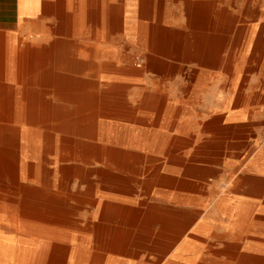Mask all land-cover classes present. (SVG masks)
<instances>
[{
    "label": "bare ground",
    "instance_id": "6f19581e",
    "mask_svg": "<svg viewBox=\"0 0 264 264\" xmlns=\"http://www.w3.org/2000/svg\"><path fill=\"white\" fill-rule=\"evenodd\" d=\"M88 1L73 6L72 39L12 48L7 68L0 73V264H209L213 259L190 237L180 241L182 227L206 205L199 210L168 205L169 196L156 189L157 183L171 180L161 170L164 165L142 167L141 152L161 151L164 133H142L110 120L122 115L117 107L127 84L121 72L104 75L121 56L103 63L108 54L114 58V52L102 57L98 43L88 47L79 39L89 22ZM111 1L116 3L104 0L100 35L105 40L122 34L140 44L148 68L164 71L166 59L200 65L216 61L215 13L209 7L188 2L187 22L180 24L164 17L165 0ZM60 16L65 18L63 12ZM66 31L60 26L55 32ZM34 68L41 71L47 90H19L10 97L2 84L11 79L8 73ZM141 103L167 104L160 89L144 93ZM253 167L264 171V157L258 156ZM138 175L144 178V193L133 198L131 184ZM118 199L128 201L121 206L113 202ZM134 201L139 207H131ZM263 204L230 196L217 202L227 217L225 227L235 233L222 235L228 241L215 253L222 258L217 264H264V243L239 241L249 227L262 223L254 214H264ZM85 207L90 215L79 219ZM121 224L127 228L119 230ZM211 229L206 218L195 230L203 234Z\"/></svg>",
    "mask_w": 264,
    "mask_h": 264
},
{
    "label": "rangeland",
    "instance_id": "374dc122",
    "mask_svg": "<svg viewBox=\"0 0 264 264\" xmlns=\"http://www.w3.org/2000/svg\"><path fill=\"white\" fill-rule=\"evenodd\" d=\"M188 2L195 7H209L215 13L213 33L218 50L213 64L166 59L168 65L164 71L148 68L140 44L130 43L122 34H112L103 40L99 20L103 19L104 0H89L86 4L89 22L79 39L88 47L98 43L102 57L106 55L104 52H114V58L110 54L101 58L103 63L121 56L122 63L117 62L116 67L104 72L106 77L121 72L127 84L117 107L122 115L110 120L131 125L142 133H164L167 139L161 151L141 152L145 161L142 167L164 165L161 170L171 180L157 183L156 189L169 196L168 205L188 210H199L201 204L206 205L191 224L182 227L180 241L190 237L213 259L209 264H217L222 258L217 259L215 253L228 241L222 235L232 237L235 234L225 227L227 217L217 209V202L230 196L264 203V171L253 167L264 147V0H165L161 9L166 20L186 24ZM93 24H97L96 30L92 29ZM59 27L58 21L44 26L43 42L37 47L49 45L54 39H72L70 30L57 34L55 31ZM26 45L31 46L23 42L21 48ZM5 65L7 68V63ZM4 84L8 87L14 83L6 81ZM41 89L47 90L44 86ZM156 89L163 92L167 104H142L144 93ZM165 167L169 169L164 171ZM142 179L138 175L131 184L133 198L144 193ZM77 186L75 183L74 188ZM179 198L182 204H176ZM126 201L113 202L124 206ZM136 206L139 207V203L134 201L131 207ZM86 209L79 213V219L90 215ZM254 215L263 221L249 227L240 238L242 240L239 239L240 243H264V214L255 212ZM206 218L212 229L201 234L195 229ZM126 226L119 225V230H125Z\"/></svg>",
    "mask_w": 264,
    "mask_h": 264
},
{
    "label": "crops",
    "instance_id": "0c3cea01",
    "mask_svg": "<svg viewBox=\"0 0 264 264\" xmlns=\"http://www.w3.org/2000/svg\"><path fill=\"white\" fill-rule=\"evenodd\" d=\"M75 2V0H0V61L3 67L0 73H3L5 64H8L12 48L20 50L23 42H29L33 47L43 42L44 26L53 25L58 21L60 26L66 28L67 33ZM61 12L65 14L64 19L60 16ZM8 74L11 78L9 81L14 84L5 86L7 80L2 84L10 97H15L19 90H29L38 94L42 92V73L37 68L15 69ZM260 155L264 157V147Z\"/></svg>",
    "mask_w": 264,
    "mask_h": 264
}]
</instances>
